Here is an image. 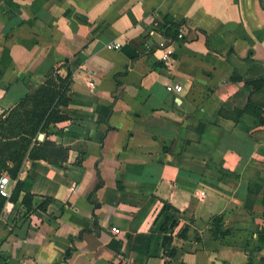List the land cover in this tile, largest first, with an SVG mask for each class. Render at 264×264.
Here are the masks:
<instances>
[{
    "label": "crops",
    "instance_id": "crops-1",
    "mask_svg": "<svg viewBox=\"0 0 264 264\" xmlns=\"http://www.w3.org/2000/svg\"><path fill=\"white\" fill-rule=\"evenodd\" d=\"M10 1L20 12L0 4V114L51 69L72 83L66 120L47 131L66 161H25L31 215L2 211L0 264L248 262L247 248L202 227L262 215L264 125L222 112L245 108L244 80L264 82V0ZM162 21L184 38L165 37Z\"/></svg>",
    "mask_w": 264,
    "mask_h": 264
},
{
    "label": "trees",
    "instance_id": "trees-1",
    "mask_svg": "<svg viewBox=\"0 0 264 264\" xmlns=\"http://www.w3.org/2000/svg\"><path fill=\"white\" fill-rule=\"evenodd\" d=\"M0 4L8 11L19 13L20 6L10 0H0ZM161 24V25H160ZM158 26L165 37H168L169 31L175 29L177 32L171 36L174 39L178 36L181 26L177 24L169 25L162 21ZM245 85L252 89L248 98L247 105L242 111L234 113L222 112V115L228 119L237 121L242 114H248L256 118L260 125H264V82L263 79H246ZM72 77L67 73L61 77L58 69H51L45 76L44 82L31 93L24 96L20 102L5 113L0 114V176L7 174L13 183L9 202L14 207L21 205L24 208L23 219L31 215L32 195L22 191V183L19 179L20 173L24 169V163L27 160H44L64 163L67 158L66 149L49 141L47 131L50 125L64 122L66 117L60 114L62 107H67L70 103L68 91L71 87ZM44 135L43 141H38V136ZM50 200H45L39 205L38 209L45 211ZM6 199L0 196V215L2 214ZM264 208V188L259 201ZM263 225L259 232L258 240L260 245L254 249V252L261 253L264 249V213ZM208 239L220 240L223 245H232L226 239L231 235V230L223 226V216H214L209 222ZM170 238H164L162 241L164 250L167 251ZM172 256L174 250H168ZM66 258L70 256L69 250L66 252ZM252 258L245 264H252ZM264 264V256L259 260Z\"/></svg>",
    "mask_w": 264,
    "mask_h": 264
},
{
    "label": "rangeland",
    "instance_id": "rangeland-1",
    "mask_svg": "<svg viewBox=\"0 0 264 264\" xmlns=\"http://www.w3.org/2000/svg\"><path fill=\"white\" fill-rule=\"evenodd\" d=\"M262 208V214L264 213V208L260 205ZM242 215V213L240 214ZM260 213H258V216ZM205 225H203L204 232L202 235L205 237H208V229H205ZM263 225V215H261V218H258V223L255 224H245L241 225L238 228H234V226H230L229 230H231V235L226 239L230 243L239 244L241 246H244L248 249V255L251 256L252 264H260L259 260L262 256H264V249L261 253L254 252V249L260 245V242L258 240V234L261 230V227ZM207 230V231H206ZM207 232V233H206ZM206 233V234H205Z\"/></svg>",
    "mask_w": 264,
    "mask_h": 264
},
{
    "label": "built area",
    "instance_id": "built-area-1",
    "mask_svg": "<svg viewBox=\"0 0 264 264\" xmlns=\"http://www.w3.org/2000/svg\"><path fill=\"white\" fill-rule=\"evenodd\" d=\"M154 28H157L158 27V23L155 22L153 24ZM178 38L179 39H183L184 38V32L182 30V28L179 29V34H178ZM107 49L109 50H120L121 48V44L119 42H113L111 44H108L107 46ZM161 61L163 63H169L171 58L169 56V54L165 53L161 56ZM166 90L168 92H181L182 91V87L180 85H175V86H167L166 87ZM10 179H9V176L7 174H2L0 176V196L5 198L6 199V203L4 205V208H3V211H6V212H10L12 211V208H13V204L11 202H9V198L11 196V189H10ZM201 195H204V193L202 192ZM111 231L115 234H118L119 233V230L115 229V228H112Z\"/></svg>",
    "mask_w": 264,
    "mask_h": 264
},
{
    "label": "water",
    "instance_id": "water-1",
    "mask_svg": "<svg viewBox=\"0 0 264 264\" xmlns=\"http://www.w3.org/2000/svg\"><path fill=\"white\" fill-rule=\"evenodd\" d=\"M42 138H43V135L40 134V135L38 136V140L40 141V140H42Z\"/></svg>",
    "mask_w": 264,
    "mask_h": 264
}]
</instances>
